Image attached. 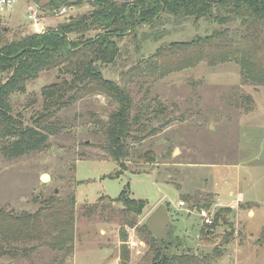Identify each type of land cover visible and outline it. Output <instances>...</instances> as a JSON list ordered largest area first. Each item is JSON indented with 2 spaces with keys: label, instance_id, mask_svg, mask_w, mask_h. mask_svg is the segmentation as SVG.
<instances>
[{
  "label": "rangeland",
  "instance_id": "obj_1",
  "mask_svg": "<svg viewBox=\"0 0 264 264\" xmlns=\"http://www.w3.org/2000/svg\"><path fill=\"white\" fill-rule=\"evenodd\" d=\"M47 2L17 0L6 6L0 37L13 40L91 10L86 3L58 13L60 8L49 9ZM36 4L38 18L32 20L29 11ZM211 26L189 22L158 43L144 42L142 53L149 56L161 42L188 39ZM121 46L128 54L135 50L129 39ZM129 61L103 71L129 88L133 115L140 111L126 170L107 152L101 127L118 104L98 93H86L53 117L58 131L46 148L16 158L0 150V207L35 212L50 195L76 194L72 252L28 242L20 245L31 248L26 254L2 255L0 264H151L156 252L146 220L162 204L168 205L174 230L169 238L178 242L169 254L202 255L212 264H264V85L244 83L233 61L216 66L201 61L164 76L132 70ZM62 78L57 69L41 72L26 92L12 94L14 113L31 124L43 105L42 88ZM148 151L154 159L145 156ZM43 174L50 180L43 182ZM125 188L131 197L147 200L141 214L113 201ZM197 192L211 194L206 209L214 217L225 210L215 227L178 205ZM227 232L230 241L223 243Z\"/></svg>",
  "mask_w": 264,
  "mask_h": 264
},
{
  "label": "trees",
  "instance_id": "obj_2",
  "mask_svg": "<svg viewBox=\"0 0 264 264\" xmlns=\"http://www.w3.org/2000/svg\"><path fill=\"white\" fill-rule=\"evenodd\" d=\"M86 3L91 5L90 11L71 15L42 33L32 32L13 40L0 37L3 156L16 158L46 148L50 136L58 131L51 122L53 117L86 93H98L118 104L101 127L107 152L118 162L121 172L126 170L129 141L139 126L140 111L133 115L134 99L129 88L106 77L104 72L117 65H128L129 60L134 65L132 70L161 76L201 61L212 66L233 61L239 64L244 83L264 85V0H48L45 7L59 9ZM201 20L211 23V28L188 39L161 42L149 56L142 53L144 42L158 43L172 31ZM126 39L135 45L132 54L121 46ZM54 69L63 75L62 80L42 88V108L31 117L32 123L26 124L23 115L13 111L12 94L26 92L29 81ZM145 156L154 159L150 151ZM210 196L197 192L184 198L190 208L201 209L211 207ZM113 201L126 204L137 214L147 204L145 199L131 197L127 188ZM223 211H218L213 223L205 226L215 227ZM75 223V191L64 198L50 195L42 199L35 212L16 210L6 204L0 207V256L26 254L31 248L20 245L28 242L70 253ZM146 228L153 242L150 247L156 252L151 264H212L202 255L169 254L177 240L170 238L174 241L161 244ZM230 234L227 232L223 243H229ZM123 251L126 257V250ZM214 251L219 252L217 248Z\"/></svg>",
  "mask_w": 264,
  "mask_h": 264
},
{
  "label": "water",
  "instance_id": "obj_3",
  "mask_svg": "<svg viewBox=\"0 0 264 264\" xmlns=\"http://www.w3.org/2000/svg\"><path fill=\"white\" fill-rule=\"evenodd\" d=\"M50 178L49 174L42 175L43 182L50 180ZM170 221L171 218L169 211L165 204L160 205L156 210H154L146 220L147 227L161 244L163 241L167 243L174 241L169 238V236L174 233V230H172L169 226Z\"/></svg>",
  "mask_w": 264,
  "mask_h": 264
},
{
  "label": "built area",
  "instance_id": "obj_4",
  "mask_svg": "<svg viewBox=\"0 0 264 264\" xmlns=\"http://www.w3.org/2000/svg\"><path fill=\"white\" fill-rule=\"evenodd\" d=\"M17 0H0V12H2L6 6L13 5ZM40 9L39 5H35V9L32 8L29 11V17L32 20H36L38 18L37 11ZM67 7L64 6L58 10V13H64L67 11ZM178 205L180 207H185L188 214H191L193 212H197L198 217L202 220V223L204 225H211L213 223L214 214L211 210H208L206 208L196 209V208H190L186 201L180 200L178 202Z\"/></svg>",
  "mask_w": 264,
  "mask_h": 264
},
{
  "label": "crops",
  "instance_id": "obj_5",
  "mask_svg": "<svg viewBox=\"0 0 264 264\" xmlns=\"http://www.w3.org/2000/svg\"><path fill=\"white\" fill-rule=\"evenodd\" d=\"M42 27H44V23L42 24ZM41 29H42V28H41ZM43 29H44V28H43ZM43 29H42V31H39V30H38V31H35V32L42 33V32H44V31H45V30H43ZM182 208H183V207H182Z\"/></svg>",
  "mask_w": 264,
  "mask_h": 264
}]
</instances>
